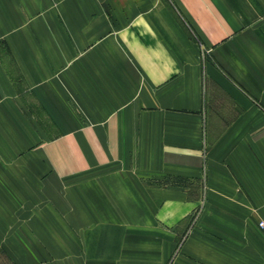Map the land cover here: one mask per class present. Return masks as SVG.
<instances>
[{
  "label": "crops",
  "instance_id": "obj_1",
  "mask_svg": "<svg viewBox=\"0 0 264 264\" xmlns=\"http://www.w3.org/2000/svg\"><path fill=\"white\" fill-rule=\"evenodd\" d=\"M264 0H0L2 264H264Z\"/></svg>",
  "mask_w": 264,
  "mask_h": 264
},
{
  "label": "built area",
  "instance_id": "obj_2",
  "mask_svg": "<svg viewBox=\"0 0 264 264\" xmlns=\"http://www.w3.org/2000/svg\"><path fill=\"white\" fill-rule=\"evenodd\" d=\"M256 227L262 233L264 237V216H262L256 221Z\"/></svg>",
  "mask_w": 264,
  "mask_h": 264
},
{
  "label": "rangeland",
  "instance_id": "obj_3",
  "mask_svg": "<svg viewBox=\"0 0 264 264\" xmlns=\"http://www.w3.org/2000/svg\"><path fill=\"white\" fill-rule=\"evenodd\" d=\"M0 264H2V262H0Z\"/></svg>",
  "mask_w": 264,
  "mask_h": 264
}]
</instances>
